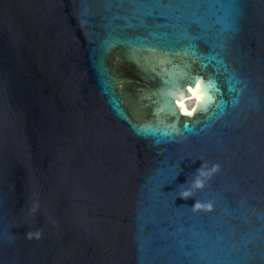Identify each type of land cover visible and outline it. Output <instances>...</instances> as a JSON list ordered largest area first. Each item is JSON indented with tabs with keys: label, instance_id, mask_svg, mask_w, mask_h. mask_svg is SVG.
<instances>
[{
	"label": "water",
	"instance_id": "water-1",
	"mask_svg": "<svg viewBox=\"0 0 264 264\" xmlns=\"http://www.w3.org/2000/svg\"><path fill=\"white\" fill-rule=\"evenodd\" d=\"M0 264H264V0H0Z\"/></svg>",
	"mask_w": 264,
	"mask_h": 264
},
{
	"label": "snow or ice",
	"instance_id": "snow-or-ice-1",
	"mask_svg": "<svg viewBox=\"0 0 264 264\" xmlns=\"http://www.w3.org/2000/svg\"><path fill=\"white\" fill-rule=\"evenodd\" d=\"M191 90V89H190ZM194 94H197L198 98H197V105L199 106L200 104H202L206 99H210L211 97H209L204 91H203V84L202 82H197V87L194 90ZM181 108L183 109V106L181 105ZM189 115H191L192 113H188Z\"/></svg>",
	"mask_w": 264,
	"mask_h": 264
},
{
	"label": "bare ground",
	"instance_id": "bare-ground-1",
	"mask_svg": "<svg viewBox=\"0 0 264 264\" xmlns=\"http://www.w3.org/2000/svg\"><path fill=\"white\" fill-rule=\"evenodd\" d=\"M195 97H190L187 98L186 100H184L183 102H181L180 104H182L183 106H185L186 108H191L193 105L189 106V103L192 102L194 100Z\"/></svg>",
	"mask_w": 264,
	"mask_h": 264
},
{
	"label": "clouds",
	"instance_id": "clouds-1",
	"mask_svg": "<svg viewBox=\"0 0 264 264\" xmlns=\"http://www.w3.org/2000/svg\"><path fill=\"white\" fill-rule=\"evenodd\" d=\"M196 185H200L201 184V181L199 180V179H197L196 180ZM191 193H190V191H185L184 193H183V195L184 196H188V195H190ZM200 205L199 204H197V207H199Z\"/></svg>",
	"mask_w": 264,
	"mask_h": 264
},
{
	"label": "rangeland",
	"instance_id": "rangeland-1",
	"mask_svg": "<svg viewBox=\"0 0 264 264\" xmlns=\"http://www.w3.org/2000/svg\"><path fill=\"white\" fill-rule=\"evenodd\" d=\"M194 104V100L192 102L189 103V105H193Z\"/></svg>",
	"mask_w": 264,
	"mask_h": 264
},
{
	"label": "flooded vegetation",
	"instance_id": "flooded-vegetation-1",
	"mask_svg": "<svg viewBox=\"0 0 264 264\" xmlns=\"http://www.w3.org/2000/svg\"><path fill=\"white\" fill-rule=\"evenodd\" d=\"M189 106H191V105H189Z\"/></svg>",
	"mask_w": 264,
	"mask_h": 264
}]
</instances>
